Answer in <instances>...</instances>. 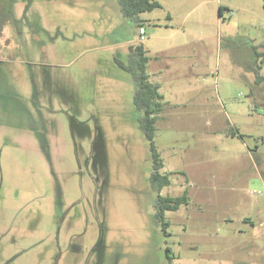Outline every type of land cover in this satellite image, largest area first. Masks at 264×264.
<instances>
[{"label": "rangeland", "instance_id": "374dc122", "mask_svg": "<svg viewBox=\"0 0 264 264\" xmlns=\"http://www.w3.org/2000/svg\"><path fill=\"white\" fill-rule=\"evenodd\" d=\"M115 6L0 0V264H264V100L243 95L236 116L218 96L234 135L156 129L165 193L185 196L158 221L132 76L114 60L129 59L117 32L137 26ZM231 26L264 37V17ZM225 49L205 53L215 74L240 56Z\"/></svg>", "mask_w": 264, "mask_h": 264}, {"label": "crops", "instance_id": "0c3cea01", "mask_svg": "<svg viewBox=\"0 0 264 264\" xmlns=\"http://www.w3.org/2000/svg\"><path fill=\"white\" fill-rule=\"evenodd\" d=\"M95 2L99 1L92 3ZM111 2L116 5L113 8L116 18L120 17L122 11L118 0ZM159 2L160 7L140 13L138 20L133 21L137 26L133 36L125 35L121 40V33L117 32L116 41L119 49L127 51L129 46L142 43L146 55L149 56L148 74L151 80L159 84L163 100L167 103L156 121L157 130L180 134L225 131L229 124L235 125L236 120L231 118L227 110L224 111L218 102V96L233 100L234 104L228 109L236 116L248 114V99L243 100V95L249 94L253 99L258 97L264 100V90H258L261 86L257 88L253 85L255 82L264 84V57L257 59V52L264 50V37L252 38L243 32L234 35V28L231 26L263 18L264 0H159ZM99 7L94 5L90 9ZM139 27H144L146 34L142 41ZM262 32L264 34V28ZM218 46L221 49L223 46L226 49L232 47L238 49L240 56L233 55V60L230 61L238 67L236 71L231 72V64L230 62L226 64V60L222 74L213 73L219 69L220 62L210 63L206 60L205 53L214 50L217 54ZM237 84L240 86L230 92L238 86ZM239 88L245 91L238 92ZM224 114H229L230 117ZM202 115H206L202 119L203 127L199 125ZM188 121L191 122L190 125ZM180 172L184 173V168ZM165 191L163 188L160 193L170 195Z\"/></svg>", "mask_w": 264, "mask_h": 264}, {"label": "trees", "instance_id": "16d2710c", "mask_svg": "<svg viewBox=\"0 0 264 264\" xmlns=\"http://www.w3.org/2000/svg\"><path fill=\"white\" fill-rule=\"evenodd\" d=\"M121 11L125 17L132 21H137L139 14L151 11L160 7L159 0H118ZM264 47V44H263ZM129 59L126 63L114 57L115 63L123 70L129 72L132 76L134 89L132 101L138 112V127L146 137L149 143L151 172L149 177L150 187L156 193L154 202L155 216L158 221H163V212L165 209H175L185 200V196L162 195V189L170 185L169 173H161L163 166L162 159L155 147L154 138L156 132V121L159 118L160 111L166 105L163 95L160 92L159 84L150 79L147 71L149 56L146 55L142 43L129 46ZM264 57V50L257 52V59ZM257 67H259L257 65ZM226 131L231 134L236 133L233 125L229 124ZM168 264H171L169 260Z\"/></svg>", "mask_w": 264, "mask_h": 264}, {"label": "built area", "instance_id": "2783aa9c", "mask_svg": "<svg viewBox=\"0 0 264 264\" xmlns=\"http://www.w3.org/2000/svg\"><path fill=\"white\" fill-rule=\"evenodd\" d=\"M140 40L144 39L145 30L144 27H139Z\"/></svg>", "mask_w": 264, "mask_h": 264}]
</instances>
